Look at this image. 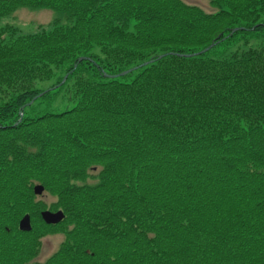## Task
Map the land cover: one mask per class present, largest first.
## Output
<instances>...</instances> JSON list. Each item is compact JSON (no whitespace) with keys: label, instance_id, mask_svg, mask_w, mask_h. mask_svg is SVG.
Instances as JSON below:
<instances>
[{"label":"trees","instance_id":"trees-1","mask_svg":"<svg viewBox=\"0 0 264 264\" xmlns=\"http://www.w3.org/2000/svg\"><path fill=\"white\" fill-rule=\"evenodd\" d=\"M206 1L0 0L59 15L0 30V264H264V0Z\"/></svg>","mask_w":264,"mask_h":264},{"label":"rangeland","instance_id":"rangeland-1","mask_svg":"<svg viewBox=\"0 0 264 264\" xmlns=\"http://www.w3.org/2000/svg\"><path fill=\"white\" fill-rule=\"evenodd\" d=\"M185 3L190 5H195L208 13L214 10L210 7L206 0H183ZM59 15L51 10H30L21 8L16 11L12 16L4 18L0 22V30L6 26H12L18 28L19 32L22 34L36 33L40 26L49 25L55 18ZM63 109L54 110V112H62ZM41 200L50 204L52 198L48 197L45 193L39 196ZM64 237L60 234L47 235L41 238L43 244L41 254L39 256V261L44 262L49 258L55 251L58 250Z\"/></svg>","mask_w":264,"mask_h":264},{"label":"water","instance_id":"water-1","mask_svg":"<svg viewBox=\"0 0 264 264\" xmlns=\"http://www.w3.org/2000/svg\"><path fill=\"white\" fill-rule=\"evenodd\" d=\"M243 30H244V28H236V29L232 30L230 36L233 35L234 33L238 32V31H243ZM214 46H215V43L211 44L208 48H206V49H204V50H202L200 52L193 53V54L180 55V54H176V53H170V55H180V56L187 57V58L192 57V56H199V55H202V54L208 52ZM165 56H167V54L166 55H161L157 59H162ZM85 59L86 58H81L79 61H83ZM153 62H155V60H150L149 62H146V63L140 65L139 67L146 66V65H148L150 63H153ZM139 67H135L133 69L126 70V71H124V72H122V73H120L118 75H113V76L107 75V77L117 78V77H121V76H126L127 74H129L132 71L138 69ZM66 80H67V76L63 79V81L61 82L60 85L55 86L54 88H50L49 90L41 93L39 96L34 98V100H32L27 106L32 105L37 98L42 97L45 93L62 86L66 82ZM23 109H25V107H23L22 110ZM20 115L22 117L23 113H21ZM21 120H22V118L19 120V122H21ZM34 191H35L36 195H42L43 192L45 191V188L43 186H41V185H38V186H36L34 188ZM41 215H42V218H43L44 222L46 224H48V225H56V224H59L60 222H62V220H63V214L61 212H59V211L58 212H52L50 210H46V211L42 212ZM19 228L23 232H31L32 231L33 227H32V220H31L30 215L27 214V215H25L22 218V220L19 223Z\"/></svg>","mask_w":264,"mask_h":264}]
</instances>
